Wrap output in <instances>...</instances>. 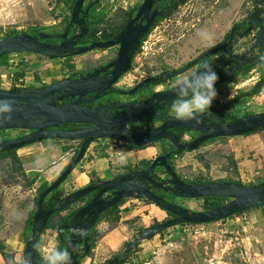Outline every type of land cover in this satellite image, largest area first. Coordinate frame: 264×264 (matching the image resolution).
<instances>
[{"label": "rangeland", "instance_id": "374dc122", "mask_svg": "<svg viewBox=\"0 0 264 264\" xmlns=\"http://www.w3.org/2000/svg\"><path fill=\"white\" fill-rule=\"evenodd\" d=\"M71 1L0 0V38L12 31L62 32L66 20H69L67 17L71 12ZM88 1L84 0L83 5ZM141 2L142 0H98L86 14L92 29L91 36L103 37L116 32L126 19L127 12ZM251 5L252 0H186L150 27L142 38L135 61L122 82L130 85L143 78L181 68L199 53L210 48L203 44L208 37L220 38L232 22L249 12ZM112 51L94 50L64 58H48L32 52L4 54L3 59H0V86L12 85V81L8 79L9 75L14 76L15 72L23 73L22 85L34 87L39 78L47 85L108 60L113 54ZM191 70L151 86L149 90L142 91V95L173 84L178 77ZM250 75L254 74L236 77L224 92H220L222 103L234 99L230 108L224 110L228 116L242 117L264 110V101L262 104L257 103L264 100V93L263 99L240 95L247 91L249 82L244 80V77ZM242 82L247 83L238 90L236 86ZM235 89L238 94L234 93L235 97L228 99L227 96ZM218 96L213 101H217ZM23 131L0 130V137H13ZM191 134L192 132L184 133V141H190L189 136H193ZM227 143L217 137L208 139L194 150L173 155L170 164L177 176L187 183L233 181L236 167L234 150H237L238 146L237 143ZM151 144L147 146L150 147L148 153L143 151L145 156L151 158L158 155L159 148L167 147L165 140ZM117 146L119 144L113 141L94 145L83 157V166L90 165L91 160L94 165L82 167V170L90 172L97 169L111 177L124 172L141 156L137 152L126 155L125 150L117 149ZM40 149L45 148L39 147ZM241 153L249 160H258L252 151L242 149ZM29 167L26 165V168ZM153 171L159 178L167 177L162 167H155ZM76 173L77 169L72 175L74 177L68 178L66 184L63 183L59 187L56 191L57 197L67 191L64 186L70 189ZM31 177V173L28 176L23 173L17 159H0V232H9L19 226L23 222L24 212L31 210L34 196L27 190ZM77 178L80 183L85 180L84 177ZM263 178L264 174L256 173L248 182L256 184ZM160 195L193 211L206 209L203 198H180L163 190ZM123 200L121 208L100 217L95 229L93 247L87 254L89 259L87 262L81 260L79 264H103L113 254L123 250L126 242L137 236L141 229L171 217L144 198L128 197ZM253 214L256 217H253ZM57 219H50V224L55 227H48L37 240L40 242L39 247H42L40 253L43 261L49 251L58 249L59 240L55 225ZM136 243V246L132 245V253L125 264H264V216L261 217L260 213L253 209L246 212L244 219L239 218L237 221L228 218L203 224L175 225L150 239Z\"/></svg>", "mask_w": 264, "mask_h": 264}, {"label": "water", "instance_id": "95a60500", "mask_svg": "<svg viewBox=\"0 0 264 264\" xmlns=\"http://www.w3.org/2000/svg\"><path fill=\"white\" fill-rule=\"evenodd\" d=\"M98 0H91L84 7V0H75L71 7L69 20L64 31L59 35V43H47L40 39L49 35L38 32L35 35L19 33L0 38V55L12 52H32L48 58H61L78 55L92 49L108 48L118 45L117 56L105 67L94 69L92 72L79 75L77 78H63L51 82L40 88L22 87L17 89H0V101H6L10 111L0 113V130L23 129L29 133L7 139H0V151L19 149L20 147L39 142L44 139L77 140L83 138L78 152L57 177L37 196L33 207L30 236L25 242L26 264H44L40 255L37 240L45 229L47 220L55 213L62 212L78 198L99 188L93 199L77 209L64 223L57 227V234L62 241L61 234L68 231V238L64 241V250L71 255V264H79L80 256H85L89 250L84 234L90 229L95 218L108 208L113 207L124 198H144L171 217L159 221L152 226L143 228L138 235L127 241L123 250L116 252L113 257L103 264H120L132 248L133 243L146 240L157 233L179 224H203L221 220L237 212L264 205V180L246 185L235 181H211L199 184H188L181 180L174 170L166 163L169 153L154 156L149 164L143 168L123 174L115 179L104 180L90 186L68 193L63 198L48 204L46 197L55 190L69 175L84 155L89 143L101 137L117 139L137 147L145 146L159 140H166L176 152L196 149L208 139L248 134L256 128L264 126V111L251 113L232 120L225 119L216 112L200 113L195 120L183 121L166 116L161 111L170 107L175 99L172 86L163 91L153 92L144 100L118 104L119 110L106 115L104 107L87 108L85 104L96 98L99 93L109 90L118 91L112 84L129 69V63L140 39L148 31L158 16L170 11L169 0L165 9H158L160 0H143L136 8L133 17L129 16L119 33L106 41H93L88 45L76 46L77 40L87 31L86 14L89 8ZM154 4V5H153ZM264 11V0H256L255 9L247 21L250 24L241 34L253 31L245 45L238 38L232 40L233 30L229 31L228 40L223 41L198 57L189 60L183 67L169 72H162L157 76L143 79L138 86L155 83L163 78H171L188 71L194 64L211 63L218 79L215 86L230 80L232 73L245 64H257L264 43V17L259 14ZM244 22H241L242 25ZM72 25L79 27V32L67 37ZM260 49L254 54V49ZM215 53H219L214 56ZM112 67L108 75L101 77L97 73ZM196 68V67H194ZM96 91L93 98H82L87 92ZM74 96L76 98L72 99ZM69 98L63 104L57 101ZM110 107H115L112 104ZM149 120L161 122L156 127L148 125ZM132 121L143 123L141 128L128 130L125 124ZM89 123L90 127L76 129H58L62 123ZM172 129H186L202 132L203 134L191 141L181 142ZM163 166L170 178L156 180L151 177V171L157 166ZM170 184V185H169ZM150 187L171 191L180 198H204L218 196L227 198L226 201L213 208L193 211L176 203L170 202L150 191ZM113 190L110 199L101 198L104 191ZM83 243L82 247L80 244ZM81 251H83L81 253Z\"/></svg>", "mask_w": 264, "mask_h": 264}, {"label": "crops", "instance_id": "0c3cea01", "mask_svg": "<svg viewBox=\"0 0 264 264\" xmlns=\"http://www.w3.org/2000/svg\"><path fill=\"white\" fill-rule=\"evenodd\" d=\"M244 15H245V13H244ZM244 15H242L239 19L235 20L234 22L241 20L244 17ZM234 22H232V23H234ZM232 23H231V25H232ZM226 32L222 33L220 38L218 36L215 39L212 38L213 45L220 42L222 40V38L224 37ZM203 44L206 45V42H204ZM12 53L21 54L24 52H12ZM8 54H10V53H8ZM3 57H1L0 59H3ZM263 68H264V66H260V68H258V66H255L249 72L237 73L233 79H235L236 77L244 76L245 74H254V75L244 77V80H248V82H249L248 88H247V91H248V89L250 90L251 87L254 85V83L260 77L264 76ZM21 76H23L22 72H15L14 76H13V74H10L9 75L10 79H8V81H12L11 83H13V84L6 86V87L0 86V89H11V88H22V87L40 88L42 85H45L43 83V80H41V78H39L37 84L34 85V87H30L29 85L28 86L22 85L21 81H23V77H21ZM30 83H32V82H30ZM229 83H231V80L215 87L216 91H217V96L218 95L219 96H218L217 101L212 102L211 107H219V106L224 105L227 102H229V100H228L227 102L225 101L222 103V98H221L222 95L220 94L221 91L224 92V90L229 85ZM246 83L247 82H242L239 85H237L236 88L238 90H240V88L244 87ZM238 90H236V89L233 90V93L232 94L230 93L227 96V98L231 99V98L235 97L233 94L234 93L238 94V92H237ZM262 93H264V84H263L261 90L259 91V93L251 95L249 97H255L256 96L255 99L257 97H262V99H263ZM263 101L264 100H260V102L258 101L257 103L262 104ZM230 105L228 106V108H230ZM227 109H225V110H227ZM221 140L228 142L227 144H229V145H231V143H237V146H238L237 150H234V154H235L234 158H235L236 167H235V176L232 178L233 181L239 182L242 184H246V185H251L253 183L248 182V181H249V179H251L253 177L254 174H256V173L257 174H264V129L255 131L253 133L244 134V135L225 137ZM76 145H77L76 140L65 141L62 139H44V140L39 141V142H34L31 144L24 145V146H22L16 150V155L18 156L19 160L21 161V170L23 171V173L26 176H28L29 173H31L32 175L35 173L38 174L37 177L35 178V180L29 184L30 187L27 189L29 194H31L35 197L37 192H39L41 189L48 186L57 177V175L65 168V166L69 163V161L73 157ZM94 145H95V143L93 142L86 149L83 157H85L87 155V152L92 147H94ZM39 147H44L45 149L39 150ZM116 148L118 149L119 147H116ZM142 149H144V148H142ZM242 149L246 150L247 152L252 151L255 154V156L258 158V160L253 161V160H249L248 158H246V156L241 153ZM139 150H141V149L134 150V151H125V154L130 155V153L137 152ZM144 151L148 153V149H145ZM19 152L21 154H19ZM143 159L144 160H151L152 158L145 156V153L142 151L141 156H139L138 159L135 160L132 165L137 164V163L139 164V161L143 160ZM93 162L94 161L91 160L89 162L90 165L87 164L86 167L93 166L94 165ZM83 164H84V162H83V158H82L81 161L76 165L77 167H74L71 170V172L69 173V175L52 192L53 197L60 198V197L66 196L68 193L72 192L73 190L77 189L79 186L84 184L87 181V179L92 177V176H98L101 178L108 177L105 174H102L101 172H99L97 169H94L90 172L87 170H82V167L86 168L85 165L83 166ZM26 165H29L30 167L26 168ZM132 165L128 166L125 170H127ZM76 169H77V173L75 174V181L72 182L70 189L68 190L64 186V190H67V191H65V193L63 195L57 197L56 191L59 189V187L63 183L66 184V181L68 178L74 177L72 175H74L73 173L76 172ZM121 172H123V171H121ZM121 172H119V173H121ZM77 177H82V178L84 177L85 180L80 183V180ZM49 195H51V194H49ZM122 205H123V203H121L118 206V208H121ZM28 206H29V202H27V207ZM33 206H34V198H33ZM33 206L31 207V210H32ZM253 209L258 211L260 213L261 217L264 216V206H259V207L246 209L245 211H243L241 213H235L232 216L225 217L221 220L228 219V218L232 219V220H236V221L239 218L244 219L246 212L249 210H253ZM27 210H28V208H27ZM31 210L29 212L28 211L24 212L25 216L23 218V222L19 226L14 227L9 232H3V233L0 232V240L4 246V252L6 254H8V256H9L8 259H5L3 256L0 255V264H26L25 252H24L25 242H26V237H27L26 222H27V218L29 217V213L31 212ZM65 212L66 211L64 210V211H62L61 214H65ZM55 217L58 218V216H55ZM253 217H256V216L253 214ZM218 221H220V220H218ZM46 229L47 228H45L44 230H46ZM88 259H89L88 256L85 255L79 260V263L81 262V260H83L84 262H87Z\"/></svg>", "mask_w": 264, "mask_h": 264}, {"label": "flooded vegetation", "instance_id": "af4514ba", "mask_svg": "<svg viewBox=\"0 0 264 264\" xmlns=\"http://www.w3.org/2000/svg\"><path fill=\"white\" fill-rule=\"evenodd\" d=\"M91 0H89L88 2H90ZM143 1V0H142ZM179 0H172L171 1V3H170V5L168 6L169 8H170V11H172L173 10V8H172V5L174 4V2H178ZM87 2V3H88ZM255 2H256V0H252V5L250 6V9H249V12L248 13H245V15H244V17L241 19V20H238V21H236V22H234V23H232V25L230 26V28L228 29V31L226 32L228 35H229V31L232 29L233 30V33H232V40L234 39V38H238L239 37V39L241 40V41H244V43H245V45H247V40L249 39V38H251V34H253V31H248L247 33H244L242 36H240V34L250 25V24H254L251 20H249V21H247L248 20V18L251 16V14L253 13V11H254V9H255ZM168 3H169V0H160L159 1V6H158V9H160V10H163V9H165L166 8V6L168 5ZM141 4V3H140ZM180 4H182V3H179L178 5H180ZM86 5V4H85ZM85 5H83V7L85 6ZM154 5V4H153ZM177 5V6H178ZM139 6V5H138ZM138 6H136V7H134V8H132L131 10H129L128 12H127V16H126V19L129 17V16H131V17H133L134 16V14H135V12H136V8L138 7ZM169 11V12H170ZM169 12L168 13H166L165 15H163V16H166L167 14H169ZM163 16H158V17H156L155 18V20H154V23L159 19V18H161V17H163ZM259 16L261 17V18H263L264 17V11H263V13H261V15L259 14ZM86 19V18H85ZM126 19L120 24V26H119V28H118V30L116 31V32H114V33H112V34H110L109 36H100V37H92L91 35H92V33H91V31H92V29H91V27H90V23H89V21H88V19L86 20V22H87V31H86V33L83 35V36H81L78 40H77V43H76V46H81V45H88L89 43H91V42H93V41H106V40H109V39H111V38H114L118 33H119V31L121 30V28L124 26V24H125V21H126ZM241 22H244L242 25L240 24ZM153 23V24H154ZM152 24V25H153ZM151 25V26H152ZM150 26V27H151ZM150 27H149V29H150ZM64 29L65 28H63V30H62V32L64 31ZM149 29H148V31H149ZM148 31L144 34V36L148 33ZM40 32V31H39ZM62 32H42V33H46L47 35H49L48 37H46V38H43V39H40L41 41H45V42H47V43H59L60 41H61V38L59 37V35L62 33ZM77 32H79V27L78 26H76V25H72L70 28H69V31H68V33H67V37H69V36H71V35H73V34H75V33H77ZM38 33V31H35V33L33 34V35H35V34H37ZM225 33V34H226ZM143 36V37H144ZM142 37V38H143ZM142 38L140 39V41H139V44H138V46H137V48H136V50L134 51V53H133V55H132V58H131V60H130V63H129V69L125 72V73H123L121 76H119V78L112 84V86L114 87V88H117V89H119L118 91H114V90H109V91H107L106 93H99V95L96 97V98H94V99H92L91 101H89V102H87L86 104H85V107H87V108H90V109H92V108H95V107H104L105 108V110H106V115L107 114H112V113H115V112H117L118 110H119V107H116V105H118V104H126V103H133V102H137V101H141V100H144V99H146L147 97H149V95H151L153 92H157V91H163V90H166V89H168V88H170L171 86H172V84H170L169 86H166V87H163V88H161V89H154V90H150L148 93H146V94H144V95H142V91H144V90H149V88L151 87V86H153V85H157V84H159V83H161V82H164L165 80H167V78H163L162 80H160V81H158V82H155V83H149V84H144V85H141V86H138V84L143 80V79H145V78H143V79H141V80H139V81H137V82H135V83H132V84H130V85H127V84H125V82H122V79L124 78V76L127 74V72L131 69V67H132V65H133V63H134V61H135V58H136V54H137V52H138V48L140 47V42L142 41ZM226 40H228V36H227V38L226 39H224V38H222V40L220 41V42H218V43H216V44H214L212 47H210L209 49H211V48H213L214 46H216L217 44H219V43H221V42H223V41H226ZM261 46H262V52L264 53V43H262L261 44ZM109 49H111V50H113L112 51V56L111 57H109L108 58V60H106V61H104V62H102V63H99V64H97V65H95V66H93L92 68H90V69H88V70H86V71H83V72H81V73H73V74H70V75H67V76H65V77H62V78H59V79H57V80H60V79H63V78H70V79H74V78H77L79 75H84V74H88V73H90V72H92L94 69H97V68H101V67H105L108 63H110L114 58H116V56H117V51H118V45L117 44H115V45H112V46H110V47H108V48H103V49H92V50H90V51H98V50H102V51H105V50H109ZM209 49H207V50H205V51H203V52H206V51H208ZM90 51H87V52H85V53H88V52H90ZM259 51H260V49L258 48V47H256L255 49H254V54H259ZM203 52H201V53H199L196 57H198L200 54H202ZM81 54H84V53H81ZM219 53H215L214 54V56H217ZM64 57H67V56H64ZM63 57V58H64ZM195 57V58H196ZM197 65L198 64H194L192 67L193 68H190V69H194V67H197ZM255 66H258V68H260V66H264V60L263 61H261V62H259V63H257V64H245V65H243L239 70H237V71H234L233 73H232V76H231V78H230V80H232L235 76H236V74L237 73H239V72H249L252 68H254ZM183 67V66H182ZM111 68L112 67H106V69L104 70V71H101V72H99V73H97V76L98 77H101V76H104V75H108V73L111 71ZM263 70H264V68H263ZM160 74V73H159ZM159 74H157V75H159ZM157 75H155V76H157ZM151 77H154V76H151ZM146 78H148V77H146ZM230 80H228V81H230ZM54 81H56V80H54ZM54 81H52V82H54ZM121 83V84H120ZM218 86V85H217ZM216 87V86H215ZM95 94H96V91H92V92H87L85 95H83L82 96V98H93L94 96H95ZM74 98H76V96H74L72 99H74ZM69 101V98H65L64 100H61V101H57L56 102V104H63V103H66V102H68ZM113 105V106H115V107H110V105ZM217 107H210L209 109H207L205 112H216V113H218V114H221V113H219L217 110ZM171 110H170V107L168 108V109H166V110H162L161 112L164 114V115H166V116H173V114H172V112H170ZM205 112H203V113H205ZM222 115V114H221ZM161 122H159V121H156V120H149V122H148V125L150 126V127H156V126H158L159 124H160ZM91 126V124H89V123H77V122H73V123H62V124H60L57 128L58 129H76V128H85V127H90ZM125 127L128 129V130H130V129H132V128H136V127H138V128H141V127H143V123L142 122H139V121H132V122H130V123H127V124H125ZM23 130V129H22ZM31 130H24L21 134H18V135H14L13 137H0V139H7V138H14V137H18V136H21V135H24V134H27V133H29ZM172 132L173 133H175L178 137H179V139H180V141L181 142H185L184 141V133H186V132H192V134L191 135H193V136H189V140L191 141V140H194V139H196L197 137H199L200 135H202L203 133L202 132H198V131H194V130H186V129H172ZM83 140V138H79V139H77L76 141H77V145H76V147H75V151H74V155H73V157L76 155V153L78 152V148H79V146H80V143H81V141ZM74 141V140H73ZM99 141V142H98ZM108 141H113L114 143H117V144H119V146H117V147H119V148H123L125 151H134V150H138V147L137 146H135V145H132V144H130V143H126V142H123V141H120V140H117V139H111V138H106V137H101V138H96V139H94V140H92L90 143H89V145H88V147L94 142L95 143V145H97L98 143H101V145L102 144H104V143H108ZM166 141V140H165ZM104 142V143H103ZM128 146V147H127ZM87 147V148H88ZM150 147H146V148H144V149H141V150H139V151H137V153L139 154V155H141V152L142 151H144L145 149H149ZM86 151V150H85ZM175 151V149L167 142V147L165 148V149H160L159 148V152H158V155H161V154H165V153H169V155L166 157V159L167 158H169V156L172 154V152H174ZM73 157L71 158V160L73 159ZM83 158V157H82ZM81 158V159H82ZM70 160V161H71ZM170 160V159H169ZM69 161V162H70ZM75 167V166H74ZM156 167H162L163 168V170H164V172H165V174L167 175V177L166 178H159V177H157V175L154 173V171L153 172H151L150 174H151V177L152 178H154V179H156L157 181L158 180H160V179H168V178H170V176H169V174H168V172L166 171V169L163 167V166H161V165H157ZM138 169H143V168H141L140 167V165L137 163V164H134V165H132L131 167H129L127 170H125L124 172H121V173H117V174H114L113 176H108V177H103V178H101V177H98V176H92V177H90V178H88L87 179V181L84 183V184H82L81 186H79L77 189H75V190H73V191H76V190H79V189H81V188H84V187H87V186H90V185H92V184H95V183H98V182H100V181H104V180H111V179H115V178H117V177H119V176H121V175H123V174H127V173H130V172H132V171H134V170H138ZM153 173L156 175V177H154L153 176ZM170 185V184H169ZM98 190H99V188H96V189H93L92 191H90V192H88L87 194H84L83 196H81V197H78L75 201H74V203L71 205V206H69L68 208H66L65 209V214H61L62 212H58V222L60 221V217H62V216H66V215H68V214H70V213H72L71 215H70V217L77 211V209H79V208H81L82 206H84V205H86L87 203H89L92 199H93V197L97 194V192H98ZM150 191L151 192H153L154 194H156V195H158V196H160V197H162L161 195H160V192L162 191V189H158V188H155V187H150ZM113 190H107V191H104L103 193H102V195H101V198H107V199H110L112 196H113ZM167 193H170V194H172V192L171 191H166ZM61 198H63V197H60V198H56L57 200H59V199H61ZM121 200H119L114 206H113V208L117 205V208H118V206L120 205L119 204V202H120ZM55 202V201H54ZM53 202V203H54ZM119 204V205H118ZM112 208V207H111ZM111 208H108V209H111ZM108 209H106L105 211H103L101 214H99L96 218H95V220L93 221V224H92V226L90 227V229L84 234V236L85 237H87V240H86V242L88 243V245H89V249H90V245H91V240H90V236L92 235V233L93 232H95V229H96V227H97V225H98V223H99V221H100V217L103 215V214H105L107 211H108ZM69 217V218H70ZM68 218V219H69ZM67 219V220H68ZM60 225V224H59ZM58 225V226H59ZM57 226V227H58ZM61 237H62V241H60L59 240V238H58V240H59V242L61 243V244H63L64 243V241H66L67 240V238H68V231L67 230H64L63 232H62V234H61ZM82 245H83V243H81L80 244V247H82ZM83 251H81V253H82ZM114 255V254H113ZM113 257V256H112ZM111 257V258H112ZM111 258H109L108 260H110ZM107 260V261H108Z\"/></svg>", "mask_w": 264, "mask_h": 264}, {"label": "clouds", "instance_id": "9594fccd", "mask_svg": "<svg viewBox=\"0 0 264 264\" xmlns=\"http://www.w3.org/2000/svg\"><path fill=\"white\" fill-rule=\"evenodd\" d=\"M211 37L206 39V47H212ZM264 60V55L259 56ZM218 77L211 63L201 62L196 68L177 78L172 84L175 99L170 105L174 118L188 121L197 119L200 113L211 107L217 97L215 83ZM10 111L6 101H0V113ZM44 264H71L68 250L52 249L44 256Z\"/></svg>", "mask_w": 264, "mask_h": 264}, {"label": "trees", "instance_id": "16d2710c", "mask_svg": "<svg viewBox=\"0 0 264 264\" xmlns=\"http://www.w3.org/2000/svg\"><path fill=\"white\" fill-rule=\"evenodd\" d=\"M74 1H75V0H72V1H71V4H70V10H71V7H72V4L74 3ZM185 1H186V0H179L178 2H174V4L172 5V8L175 9L179 3H184ZM85 18H86V20H87V16H86ZM67 19H69V16L67 17ZM66 21L68 22V20H66ZM67 22L65 23V25H64L63 28L66 27ZM154 24H155V23H154ZM19 33H24V32H16V31H12V32H10L9 34H7L6 36L14 35V34H19ZM34 33H35V30H34L33 32L29 33V34L33 35ZM227 36H228V34L226 33V34L224 35L223 38L226 39ZM3 56H4V55H0V58L3 57ZM19 74H20V73H19ZM263 84H264V76L260 77V78L254 83V85L251 87L250 90H248V91H246L245 93L240 94V95L251 96V95L257 94V93H259V91L261 90ZM44 86H45V85H42L41 87H44ZM11 89H17V88H11ZM237 97H238V96H237ZM233 100H234V99H233ZM233 100L227 102L226 104H224V105H222V106H219V107L216 109L219 113L222 114V116H223L225 119L232 120V119L236 118L235 116H228L227 114L224 113V110L228 108V106L230 105V103H231ZM261 129H264V126L259 127V128H256L255 130L251 131L250 133H253V132L258 131V130H261ZM217 138H219V139H223V138H225V137H217ZM62 140L69 141V140H66V139H62ZM148 145H152V144H148ZM148 145L138 147V149L145 148V147L148 146ZM127 147H128V146H127ZM16 150H17V149L7 150V151H0V159H2V158H6V157H13V158H15V159L18 160V162H19V167H21V161L19 160L18 156L16 155ZM181 152H182V151H181ZM181 152H176V151H174V152H172V154L169 156V158L166 159V163L169 165V167H170L172 170H173V167H172V165L170 164V160H169V159H170L173 155H179ZM149 162H150V160H144V159H143V160H140V161H139V165H140L141 168H145V167L149 164ZM153 170H154V169H153ZM153 170H152L151 172H153ZM37 175H38L37 173H35V174L32 175L31 180H30V183H32V182L35 180V178L37 177ZM153 176L156 177V175H155L154 173H153ZM263 180H264V178L261 179V180H259L257 183H259V182H261V181H263ZM206 182H208V181H205V182H199V181H198V182H196V183H188V184H199V183H206ZM186 183H187V182H186ZM238 183H239V182H238ZM41 190H42V189H41ZM41 190H40L39 192H37L36 196L34 197V203H35V201H36L37 196L40 194ZM53 191H54V190H53ZM53 191H52V192H53ZM52 192L50 193L51 195H49V196L46 197V200H47V203H48V204H53V202L57 200L55 197L52 196ZM203 200H204V208L208 209V208H213V207H215V206L220 205L221 203H223L224 201H226L227 198H225V197H218V196H210V197H204ZM123 201H124V200H121V201L119 202V204L123 203ZM119 204H118V205H119ZM260 206H264V205H260ZM33 207H34V206H33ZM257 207H259V206H257ZM116 209H117V205H116L114 208L112 207L111 209H108V211H107L105 214L113 213V212L116 211ZM243 211H245V210H243ZM243 211H241V212H243ZM241 212H237V213H241ZM32 213H33V208H32V210H31V212L29 213V217L27 218V222H26V229H27V237H26V240H27L28 237L30 236V228H31ZM166 213H167V212H166ZM71 214H72V213H70V214H68V215H66V216H62V217H60V221H59V222L57 221L56 224H55V225H56V228H57V226H58L59 224H62V223H64V222H66L67 219L70 217ZM167 214H168V213H167ZM55 216H58V212H55V213H54V214H53V215L47 220L46 225H45V228H48V227H52V228H54V227H55L54 225L50 224V219L54 218ZM179 225H184V224H179ZM94 235H95V232H93L92 235L90 236V240H91L90 249L93 247V241H94L93 239H94ZM149 239H150V238H149ZM39 244H40V242L37 241V245H38V246H39ZM136 245H137L136 242L133 243V246H136ZM58 249H64V245L61 244L60 242H59ZM90 249L88 250L87 254L90 252ZM131 253H132V249L129 251L128 256H127V257H126V258H125L120 264H125V263L127 262V259H128V257L130 256ZM87 254H86V255H87ZM0 255L3 256L5 259H8V258H9L8 254H6V253L4 252V246H3L2 242H1V240H0ZM82 257H83V256H80L79 260H80ZM41 259H42V258H41ZM42 262L44 263L43 260H42Z\"/></svg>", "mask_w": 264, "mask_h": 264}, {"label": "built area", "instance_id": "2783aa9c", "mask_svg": "<svg viewBox=\"0 0 264 264\" xmlns=\"http://www.w3.org/2000/svg\"><path fill=\"white\" fill-rule=\"evenodd\" d=\"M39 248H40V250H41L42 247H39ZM40 255H41V253H40Z\"/></svg>", "mask_w": 264, "mask_h": 264}]
</instances>
